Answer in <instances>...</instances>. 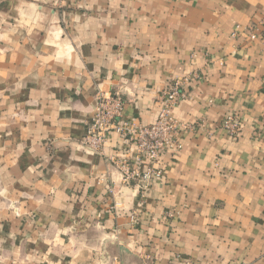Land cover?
I'll return each instance as SVG.
<instances>
[{"label":"crops","instance_id":"crops-1","mask_svg":"<svg viewBox=\"0 0 264 264\" xmlns=\"http://www.w3.org/2000/svg\"><path fill=\"white\" fill-rule=\"evenodd\" d=\"M99 3V10L80 11H88L89 16H106L111 23L99 24L98 34L85 36L81 41L79 54L84 68L79 72H74L69 64L55 69L41 66L37 73L32 65H25L20 54L15 57L8 54L0 61V79L7 80L6 84H0V91L14 86L22 76L26 86L11 99L24 105L25 112L43 110L52 114L51 120L42 122L44 135L39 144L48 153L49 163L42 170L37 191L55 195L57 199L77 197L72 218L61 209L51 217L50 223L47 212H35L33 228H59L71 225L74 219L85 221L86 226L92 223L89 215L95 214V220L102 226L108 224L106 235L119 233L118 243L101 249L105 253L101 258L109 264H215L217 257L209 250L219 248L218 258H224L228 247L242 252V259L251 254L248 264H261L264 262L261 244L264 241V0H99ZM20 4L21 0H0V29L15 28L23 19ZM253 34L255 40L251 39ZM3 47L5 42L0 40V49ZM76 54L73 46L70 56ZM105 57H111L114 63L127 59L128 63L119 65L125 78L148 90L139 100L131 93L121 94L126 120L152 124L150 113H159L163 108L159 101L161 94L169 90L174 80L185 81L182 92L186 99L173 110L175 119L186 127L179 135L181 149L161 155L168 157L162 168L155 167L162 172L161 180L156 182L162 186L157 189L151 183L144 193L139 189L131 198L130 207L120 201L119 189L111 181L107 191L98 181L86 188L76 185L62 188L59 172L67 163L68 150L51 147L57 122L63 121L61 134L67 133L69 138L79 141L91 121L79 119V106L57 112L58 104L70 97L72 102L87 106L88 100L96 95L97 80L108 84L107 96L118 93L113 83L115 71L109 79L106 75L109 69L101 65L96 80L88 75L96 71ZM157 68L159 71L153 78ZM49 72L67 73L61 79L72 86L47 87ZM145 74L149 77L147 81L143 79ZM81 75L87 79V85L78 79ZM45 95L53 102L51 108L26 103ZM228 115L237 117L243 126L237 138L221 126ZM21 135L22 131L13 127V136L19 139ZM26 143L33 146L31 139ZM123 148L129 150V144ZM134 157L135 152L127 160ZM39 159V155L26 148L17 158V166L24 171L29 165L38 166ZM72 163L79 164L85 179L98 166ZM127 186L135 188L136 184ZM16 187L20 189V185ZM23 191L30 192L31 186L26 183ZM0 223L6 234L14 222L4 219ZM27 223L25 218L21 231ZM66 237L67 233L60 232L58 240L67 245L71 241ZM38 245L41 249L51 247L38 242L30 244L29 249ZM89 255L95 256V252ZM50 258L60 259L54 253ZM84 264L92 262L85 260ZM227 264H232L231 258Z\"/></svg>","mask_w":264,"mask_h":264},{"label":"clouds","instance_id":"clouds-1","mask_svg":"<svg viewBox=\"0 0 264 264\" xmlns=\"http://www.w3.org/2000/svg\"><path fill=\"white\" fill-rule=\"evenodd\" d=\"M99 0H21L20 15L23 19L18 22L15 28L8 27L0 29V40L5 42V47L0 49V61H4L8 54L12 57L20 54L24 56L25 65H32L38 73L41 66L51 69L57 66L67 67L69 64L73 66L74 72H79L84 68L82 56L79 54L81 41L85 36L98 34L97 26L99 24L111 23L106 16H89L88 11L99 10ZM264 11V10H262ZM91 30V31H90ZM43 33V36H41ZM11 37V39H10ZM77 53L70 56V51ZM52 62L49 64L48 62ZM128 63V60L121 58L119 63H114L111 57H105L96 67V71L89 73L93 80H96V74L100 71V66L109 69L106 74L110 79L112 72H116L113 83L119 89L117 96L121 94H133L139 100L140 97L148 94V90L142 86L133 85L125 78L120 64ZM159 71V68L153 71V78ZM147 73V69H145ZM67 73H47L46 86H63L71 87L61 76ZM80 82L87 85L88 81L83 75L78 77ZM146 81L149 77L145 74L143 77ZM6 79H0V84H6ZM26 86L21 76L14 86H8L0 91V220L11 219L14 223L8 233L3 232V223H0V264H84L85 260L91 261L92 264H109V261L102 259L105 255L101 249H106L109 245H114L119 241L116 239L119 233L115 235H106L105 229L108 224L103 226L95 220V214L89 215L88 219L92 220L91 224L85 226L86 222L81 220L68 226L61 225L48 228H33L34 221L32 214L35 212H47L53 217L59 210L66 211L69 218L73 217V204L77 199L76 196L64 197L57 199L55 195H45L37 191L40 184L42 170L48 166L49 155L43 151L39 140L43 138L41 131L42 122L51 120L52 114L43 110L40 112L24 111V105L15 103L11 97L16 96L22 88ZM96 95L92 96L87 102V106L80 105V102H72L68 97L66 102L58 104L55 111L63 109L76 108L79 106L80 117L84 122L91 119L95 121L88 132L89 134L82 140H73L69 138L67 133H60L63 127V121L57 122L53 132L56 137L51 141V147L55 150L67 149V163L59 174L63 181L62 188L76 185L80 188H86L91 184L103 187L104 191L108 190L109 181L119 189L120 201L125 207H130V200L136 195L141 187L137 184L135 188L127 186V181L132 175H138V169L134 173L129 172L127 166L128 157L133 153L145 152V143L129 144V150H125L123 145L128 144L125 135L131 133L137 135V125L135 122L131 126L123 121L119 122V126L113 129V121L119 120L122 116L123 108L119 100H110L108 95V84L105 81H98L94 84ZM81 91L77 86V92ZM7 92L8 96L4 93ZM27 104H44L48 108L52 107L53 102L50 96L37 97L30 99ZM150 123L160 127L157 124L156 117H161V124L165 122L171 123L175 117L171 115V110L165 112L150 113ZM13 127H18L22 131L19 139L13 136ZM139 136L141 139L145 134L144 126L140 125ZM167 133V129H164ZM12 137L10 140H4L3 137ZM165 138L167 136L165 135ZM27 139H31L33 146L29 147L26 143ZM34 155H39L38 166L29 165L24 171L17 166V158L24 153L25 149ZM174 149L169 145V153ZM146 159L143 161L147 164L153 160L160 161L155 167H163L167 163L168 157L158 155L155 151L145 152ZM139 163V157H134ZM72 162H81L87 165H98L95 172L85 179L80 171L79 164ZM145 172L148 169L145 168ZM153 179L145 176L143 185L147 187L149 183L155 185L159 189L162 185L157 184L161 180L159 173H152ZM31 186V191H23L25 184ZM16 185H20L17 189ZM55 188V185H53ZM57 189V191H62ZM115 191V189H113ZM21 196L24 200L21 202ZM27 205V209L26 206ZM120 207V204L117 205ZM76 215H82L76 214ZM27 218L28 223L21 231L20 225ZM110 223V222H109ZM60 232L67 233V239L71 243L65 245L58 240ZM246 235V234H245ZM19 244L17 245V239ZM51 244V247L41 249L38 245L35 249H29L30 244ZM264 246V241L261 242ZM215 259V264H227V259H232V264H248V260L252 258L251 254L247 259H242V252H235L232 247L227 248L228 255L224 258L220 257V249L213 248L209 250ZM95 252V256L89 253ZM56 254L59 260L50 258V254ZM66 256H71V261H65ZM264 264V262H261Z\"/></svg>","mask_w":264,"mask_h":264},{"label":"built area","instance_id":"built-area-1","mask_svg":"<svg viewBox=\"0 0 264 264\" xmlns=\"http://www.w3.org/2000/svg\"><path fill=\"white\" fill-rule=\"evenodd\" d=\"M251 39L255 40L256 35H251ZM184 82L185 81L174 80L171 83L169 90L161 94L159 98V101L163 106L161 112L167 113L169 110H171V115L173 116V110L178 106L179 103L186 99V95L182 92V85L184 84ZM107 98L110 100H119L123 108L122 116L119 118V120H114L112 122L113 129L119 126L120 121H123L124 123H127L129 126H131L134 121L124 119L125 103L122 95L117 96L116 93L115 95L107 96ZM156 121L157 124L161 125L160 127H157L154 124L143 125L142 123L135 122V124L137 125V135L133 136L131 133L125 135V139L128 141V144L139 145L143 142L145 143V152L155 151L158 155H162L165 151H169V145H171V147L174 149L172 152L179 151V149H181L179 135L186 127L176 119L171 123L165 122L161 124V117L158 116ZM94 124L95 121L91 120L84 137L89 134L88 130ZM140 125H143L145 130V134L142 139L139 136ZM221 126L233 138L239 137L243 131L241 121H239V119L234 115H228ZM164 129H167V133H165ZM165 135L167 136V138H165ZM145 152L135 153V157H139V163L135 158L132 161H126L130 173H134L138 169V175H132L131 178L128 179L127 185L140 184L141 187L139 189H141L143 193L149 189L151 184L149 183L147 187H144L143 182L145 176L148 175L149 179H153V172L159 173L160 176L162 174L160 170L153 169V165L158 164L159 161L153 160L147 164L143 163V161L146 159ZM145 168L148 169L147 173L145 172Z\"/></svg>","mask_w":264,"mask_h":264}]
</instances>
